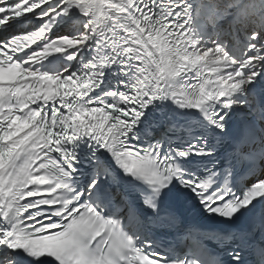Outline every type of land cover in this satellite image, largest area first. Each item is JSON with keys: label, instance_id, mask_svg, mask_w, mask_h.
Returning a JSON list of instances; mask_svg holds the SVG:
<instances>
[{"label": "snow or ice", "instance_id": "snow-or-ice-1", "mask_svg": "<svg viewBox=\"0 0 264 264\" xmlns=\"http://www.w3.org/2000/svg\"><path fill=\"white\" fill-rule=\"evenodd\" d=\"M12 24L34 26L0 39V264H264V0H0ZM177 185L221 226L185 224Z\"/></svg>", "mask_w": 264, "mask_h": 264}, {"label": "bare ground", "instance_id": "bare-ground-1", "mask_svg": "<svg viewBox=\"0 0 264 264\" xmlns=\"http://www.w3.org/2000/svg\"><path fill=\"white\" fill-rule=\"evenodd\" d=\"M25 25L27 26L28 24H25ZM70 29H71V25H68L66 27L60 28V30L57 32L66 33L68 31H70ZM225 42H227V41H225ZM52 55H55V54H52ZM58 55L63 56V59H65L66 54H58ZM71 62L72 61H68V63H71Z\"/></svg>", "mask_w": 264, "mask_h": 264}]
</instances>
